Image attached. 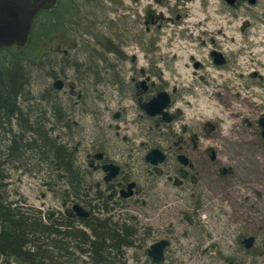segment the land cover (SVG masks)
<instances>
[{
  "label": "rangeland",
  "instance_id": "374dc122",
  "mask_svg": "<svg viewBox=\"0 0 264 264\" xmlns=\"http://www.w3.org/2000/svg\"><path fill=\"white\" fill-rule=\"evenodd\" d=\"M136 5L141 13L148 9L149 25L129 15ZM221 8L217 0H72L65 34L58 29L34 55V86L22 107L37 114L32 121L42 117L47 136L69 154L72 170L58 166L51 152L47 160L34 151L16 154L9 146L18 127L0 128L3 197L25 211L42 212L44 220L52 212L62 217L65 203L75 202L91 210L89 224L113 216L108 223L119 220L133 234L132 245L121 249L122 259L111 264H152L147 250L163 237L172 242L167 255L173 264H264V140L258 127L263 100L248 98L246 78L240 77L258 70L259 77L247 82L263 94L264 0L246 3V16L240 10L229 23L224 14H215ZM215 28L233 37L224 46L228 66L240 64L245 71L196 74L192 58L209 61L203 41H210ZM88 67L93 72L85 71ZM144 74L150 93L142 98L133 79ZM57 79L64 82L61 90L53 87ZM162 90L171 95L174 121H159L141 107L140 99L149 101ZM195 133L204 150L194 161L197 166L198 159L206 161L197 183L176 184L174 173L153 172L145 159L149 150L168 146L166 137ZM208 147L216 152L214 162L205 155ZM100 150L122 166L121 178L138 183L137 195L113 213L91 202L103 178L90 166ZM243 234L257 237L254 254L236 250ZM211 245L217 250L207 251ZM190 248L195 252L183 263L180 254ZM78 264L94 263L82 257Z\"/></svg>",
  "mask_w": 264,
  "mask_h": 264
},
{
  "label": "trees",
  "instance_id": "16d2710c",
  "mask_svg": "<svg viewBox=\"0 0 264 264\" xmlns=\"http://www.w3.org/2000/svg\"><path fill=\"white\" fill-rule=\"evenodd\" d=\"M71 13L72 0H58L52 9L42 10L37 15L24 47L0 48V128L8 129L15 124L19 132L13 134L10 149L18 155L37 152L42 160H47L51 152L58 166L68 172L72 169L66 149L47 136L42 117L36 116L32 121L30 116L37 114L32 110L24 113L22 107L24 98L29 100L34 86V65L31 64L38 63L33 61L35 53L51 34L58 33V29L65 34L66 22L72 21ZM85 71L92 69L88 67ZM52 105L56 107L55 101ZM75 173L73 179H77L78 173ZM1 190L0 184V264H78L82 257L94 264H111V260L116 261L119 256L122 259V248L132 245L133 232L119 220L115 225L108 223L111 216L101 215L99 219L104 218V221L93 220L91 224L89 219L82 229L75 227L69 218L44 220L37 210L25 211L24 207L13 206Z\"/></svg>",
  "mask_w": 264,
  "mask_h": 264
},
{
  "label": "flooded vegetation",
  "instance_id": "af4514ba",
  "mask_svg": "<svg viewBox=\"0 0 264 264\" xmlns=\"http://www.w3.org/2000/svg\"><path fill=\"white\" fill-rule=\"evenodd\" d=\"M132 1V0H131ZM135 3L137 4L139 0H134ZM219 2V4L222 5L221 9H216L215 14H219L222 13L226 16V21H228V23L230 22L229 18H234V16H237L239 13V11L241 10L242 12H244L243 14H245L246 16V3H249L251 5H254L257 3L258 0H254V2L252 3L251 0H235L233 2H229L226 0H217ZM132 12L129 13V15L132 16V14H136L137 17L142 18V19H146V24L149 25L150 21L149 16H147V10L145 9L144 12L142 11V13L140 11H138L137 9V5L135 7V11L133 8ZM121 10H129V9H121ZM240 11V12H241ZM125 15V14H122ZM186 15H184L183 17H185ZM138 21H135V24H140L137 23ZM227 23V24H228ZM145 24V23H144ZM219 26V24L217 25ZM229 26V25H228ZM227 26V29H228ZM243 26L246 27V20L243 24ZM209 29H205L204 34L206 32H208ZM212 33V38L208 39L210 41H203V44L205 45H209V61L208 62H204L201 60H195L192 58L193 60V67L196 70V74L199 76H208L211 75L213 72L217 73L219 72V74H223L222 72H220V70H226V71H230L233 73H238V69L240 67V70L245 71L244 67L242 65H238V69L236 68H232V66H228L230 63V58L228 56V54L226 53L224 46H225V42L228 41H232L233 37L229 36L228 34H226L221 28H219L218 30H216V28L214 30H211ZM201 37V36H200ZM209 42V43H208ZM213 52L218 53L216 55H219L218 57H216V55H213ZM216 59H220V62H216ZM258 70L254 71V72H241L240 77H244L246 78V95L248 96V98H253V96H259L263 101H264V85H262V87H260V90H262L263 94L260 95L258 94L254 88L248 84V80H250L251 78H257L259 77V74L257 72ZM142 72H144V70H142ZM143 76L145 77H139L134 78L133 81L135 83L136 87H139V89L137 88L136 91L138 90V95L141 96L142 98H145L146 95H148L150 92V77L148 76V74H144ZM242 84V85H244ZM241 85V86H242ZM61 90V89H59ZM242 90H237L236 94L239 93L241 94ZM254 99V98H253ZM150 100V99H149ZM140 104L141 107L143 108V105L145 104V102H147V100H143L140 99ZM261 101L260 104V108H262L264 110V102ZM171 102H172V98H171ZM255 102V101H250V103ZM168 112L171 114V120L166 121V122H171L174 121L176 118V115L174 113H171L169 110ZM149 116V114H148ZM151 117H155V116H151ZM156 117L159 119V121L164 120L163 117L161 115H156ZM264 118V112H262L258 118V127L260 130V134L262 136V139L264 140V136L262 135V131H263V127L261 125V119ZM210 126V124H208ZM212 126V124H211ZM166 142L168 143V146L160 148V147H153L160 149L163 153H164V160L162 162H159L158 164H152L150 161H147L150 165H151V169L153 170V172H157L159 174V176H162L164 174H171L174 173L175 176H177V181H175L176 184H181L184 185L185 181H189L191 180V182L193 183H197V181H199V179H195L196 177L201 176V167H204L206 165V161L204 162L203 159H198L197 163L198 166L196 164V162L194 161L195 157H200L199 154L202 152V150H204V147L202 146V137L198 136L197 133L193 134V135H181L179 137H166L164 138ZM205 155H210L211 156V161L214 162V160H216V152L214 149L208 147L205 149ZM150 151V150H149ZM97 152H103L104 153V157L102 159L99 160H95L93 161L92 158V163H90V166H92L94 168V170L101 172L103 174V178H102V183L97 184L96 186V191L93 193L94 197H92V201H95V203H97V205H101L103 206V208L107 209V211L110 210V213L113 211V209L117 208V207H125L124 203L129 200L130 198H133L135 195H137L138 193V183L135 180L132 179H126V178H121L122 173H123V169L122 166L116 162V164H118L120 166V172L118 173L117 176H115L113 179L107 181L105 180V176L107 175V172L104 171V169L102 168L103 164L105 163H110L112 161L108 160L106 157V153L103 150L97 151ZM95 152V153H97ZM94 153V154H95ZM94 154H93V158H94ZM179 156H184L186 159V163H184ZM146 159V156H145ZM96 161H99V164L96 163ZM211 167H207L204 168L206 170H210ZM161 170V171H160ZM214 172V171H213ZM222 174H226L227 173V169L223 168L221 170ZM200 178V177H199ZM135 183V185L132 187V189H129V184L130 183ZM102 185L104 187V191H102ZM156 186V185H155ZM98 192H101V194L107 193V195L105 196H101ZM120 201V202H119ZM66 207H65V213L62 217H58L57 213L58 212H52L51 215L49 214V220H57L58 218H69L71 219L70 221L73 222L75 227H79L82 229H85L84 224L87 223L88 219L91 216V210L87 209L83 204L75 202L72 203L71 206H67L68 203H65ZM75 204H79L81 205L86 211L89 212L88 216H79L77 214V212L74 210V205ZM114 206V208H113ZM198 209H200V207H197ZM104 210V209H103ZM42 213V212H40ZM109 213V212H108ZM109 215V214H108ZM43 216V215H42ZM111 216V215H110ZM112 217V216H111ZM45 217L43 216V219ZM251 236V235H250ZM250 236H246V235H239L238 236V245L236 247V250H241L243 252V254L246 256V254H251L253 253V247L256 243L257 237L253 236V243L251 245V247H247L246 245V238L250 237ZM168 240L169 244L168 246L165 248L164 250V259L156 262L153 260V257L150 256L148 254V250L150 249V247L155 244L156 242L160 241V240ZM171 240L168 237H163L159 240H156L154 243L151 244V246L148 248L147 250V255L150 258V261L152 264H173V259L172 257L168 256V252H169V248L171 246ZM209 248H206L207 251H212V250H217V246L215 247L214 245L208 246ZM187 250V251H186ZM188 252V256H186V253ZM195 252L194 249H183V251L181 252V261H183V263H185V257L189 258L191 256V253ZM254 254V253H253ZM262 257H264V253L262 254ZM190 261V260H189ZM264 261V259H263ZM233 264V263H232Z\"/></svg>",
  "mask_w": 264,
  "mask_h": 264
},
{
  "label": "water",
  "instance_id": "95a60500",
  "mask_svg": "<svg viewBox=\"0 0 264 264\" xmlns=\"http://www.w3.org/2000/svg\"><path fill=\"white\" fill-rule=\"evenodd\" d=\"M58 0H0V48L25 46L32 33L34 21L36 16L41 10H49L53 8ZM233 2L235 0H226ZM253 3L254 0H251ZM218 53L213 52V55ZM220 55V54H219ZM219 55H216L218 57ZM216 62H220V59H216ZM54 87L61 89L63 87V81L57 80L54 83ZM171 102V96L166 90L159 91L149 101H147L143 108L150 116L161 115L165 121L171 120V114L167 111V107ZM261 125L263 127L262 135L264 136V118L261 119ZM96 159H102L104 157L103 152H97L94 154ZM179 158L186 163L184 156ZM146 160L152 164H158L164 160V153L157 148L152 149L146 155ZM102 168L107 172L105 180L109 181L118 175L120 172V166L115 163H105ZM2 173V166L0 164V175ZM135 183L129 184V189ZM74 210L79 216H88L89 212L86 211L81 205L75 204ZM253 236L246 238L247 247H251L253 243ZM168 240H160L153 244L148 250V254L153 257V260L159 262L164 259V250L168 246Z\"/></svg>",
  "mask_w": 264,
  "mask_h": 264
},
{
  "label": "bare ground",
  "instance_id": "6f19581e",
  "mask_svg": "<svg viewBox=\"0 0 264 264\" xmlns=\"http://www.w3.org/2000/svg\"><path fill=\"white\" fill-rule=\"evenodd\" d=\"M57 80H60V79H57ZM63 81V80H62ZM64 83V82H63ZM53 87H54V84H53Z\"/></svg>",
  "mask_w": 264,
  "mask_h": 264
}]
</instances>
